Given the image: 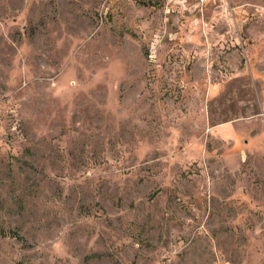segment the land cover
<instances>
[{"label": "rangeland", "instance_id": "1", "mask_svg": "<svg viewBox=\"0 0 264 264\" xmlns=\"http://www.w3.org/2000/svg\"><path fill=\"white\" fill-rule=\"evenodd\" d=\"M0 264H264V0H0Z\"/></svg>", "mask_w": 264, "mask_h": 264}, {"label": "built area", "instance_id": "2", "mask_svg": "<svg viewBox=\"0 0 264 264\" xmlns=\"http://www.w3.org/2000/svg\"><path fill=\"white\" fill-rule=\"evenodd\" d=\"M198 1H199L200 5H204V4L208 3L211 0H198Z\"/></svg>", "mask_w": 264, "mask_h": 264}]
</instances>
